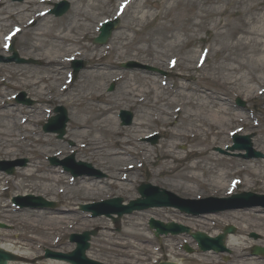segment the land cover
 <instances>
[{
  "label": "rangeland",
  "instance_id": "obj_1",
  "mask_svg": "<svg viewBox=\"0 0 264 264\" xmlns=\"http://www.w3.org/2000/svg\"><path fill=\"white\" fill-rule=\"evenodd\" d=\"M70 3L69 10L62 15L61 17H54L52 15H46L42 19L36 20L34 23L29 24L26 22L27 16L31 14H37L41 11L42 8L46 9L48 5H52V3H45L44 5L38 4L37 0H24L23 2H12L9 1L7 7L12 10L15 15L9 18L4 22V28L0 30V34L6 33V30H9L11 26H19L25 27L24 30H28L27 33L21 32L16 37L12 39L14 47L17 49L18 54L24 58H32L39 60L41 65H31V64H16V63H0V80H4V82L0 83V102L6 100L5 107L10 110V117L8 118L9 122L12 120L18 121L19 117H28L25 125L30 129L25 133L28 135L27 139H20L17 145L13 146L12 153L6 154L4 151H0V160L4 161H17V160H25V164L23 166H15V171L13 175L6 174L5 172L0 171V175L4 177L3 181L0 180V222L5 223L7 225L12 226V229H0V246L9 249L11 251H16L18 253H25L28 256H24L27 258H33L34 256H38L41 254L42 250L46 247H49L54 250L59 251H69L73 249L74 244H71L68 241V235L73 232H81L83 230L99 227L100 230L98 234L90 240V247L88 250V256L93 258L94 260L102 261L106 264H156L159 261H175L178 264H199L196 260L197 257L205 255V253L199 252L196 247L195 242L187 237V235H178V236H162L156 239L147 226V218L153 216L154 218L160 219L162 221H170L175 220L182 224L188 225L192 228V230H202L206 233L213 235L217 234L218 231L226 224H232L236 226V234L237 236H242L246 239L247 248L242 252L241 255H244L246 259H242L240 257H236L233 255L232 250L226 246L230 251L229 253L219 254V260L222 261V264H262L264 262V257L258 256V258H254L252 260L249 259L251 254V247L253 245L261 246L264 243V221L263 220H254V219H243L242 216L243 211H238V215L235 217L229 218L227 215L229 212H222L218 214H210L205 217V219H196L192 217H187L184 214H180L175 208H151L144 211L134 212L129 215H124L120 219V230L115 231L114 223H112L111 219L105 216H100L97 218H90L87 214L83 213L79 209V205L82 203L88 202H97L99 200H103L105 198H110L114 196H121L124 199V202H128L131 199H134L138 196L137 187L141 182H149L152 185L160 186L161 188L170 190L173 194H177L183 198H203L204 196H227L229 194V190L233 192H241V191H250L255 193H264V186L261 185L260 181H256V179L251 176L249 177V173L247 172H239L237 174H228L230 171H235L240 169L241 167L249 168L253 167L257 170H264V158H254V159H243L238 157L237 153L239 151H234L230 154H223L225 159L223 161L217 162L214 165L216 166L217 173H226L227 176L224 179V185L221 187V190L218 191L219 187L215 186L212 183L210 178L204 174L202 168L197 169H186V165H193V163L202 161H207L206 158L210 153L220 156L222 153L219 151L226 144L229 143L230 135L229 132L233 129L238 131L240 135H251L252 146L255 150H258L264 153V93L262 95L254 96L246 100L245 94L247 91L243 90L239 92L237 89H219L217 84L212 81L211 77L216 75L215 71H210L213 69L218 62H221V57L224 55H229V57H236V51L229 48L227 51H220V47H223L224 44H230V40L228 41L224 36H215V31H213V24H209L208 28L198 30L196 27L191 29L190 27V17L197 10L198 3H191L190 0H148L147 3H144V0H134V3L140 5V7L133 6L128 9V11L124 12L119 18V23L117 24L116 29L113 31L111 37L108 39L107 44L115 46V39L117 36L122 35L124 39L116 40V42L120 41L125 44L131 42L127 51L126 48L120 49L122 52L121 55H118L112 50L106 56L99 59L96 57L94 62L98 66L96 68H89V57L90 54L98 52L102 46L95 45L92 43V39L97 35L96 34V22L101 21L103 18L111 17L117 12L118 8L116 4H122L123 0L119 2L118 0H107L110 2L105 5L102 4V1H99L96 5V8L92 11H89L92 18L90 24V28L86 32L87 34L84 36V39L81 41V45L83 47V52L87 54V58L84 55L77 57L78 59L84 62V67L78 72L76 76H74L73 81L70 84L71 87V95L76 92H79L81 85L79 84L85 80L86 75L89 73L100 74V79L98 80L97 85H101L102 92L107 95L111 101L112 106V118L115 122V128L122 129L121 136L130 137V127L132 124L128 126H121L119 118L117 116L118 111L120 109L130 110L133 112V121H135L144 115L147 112H151V107L153 103V91L154 89L148 90L149 87H160L163 88L160 84L162 81H166L167 86L169 88V95H172L171 90H177L178 84H188L192 87H204L206 89L217 90L222 93L225 106L228 108L229 112L234 115L236 114L241 120L232 121L233 123L228 122L229 128L226 132V135L229 136V139L226 142H219L215 144H210L208 146L204 145L203 147L196 144V141L190 139V137H183L178 140H173L167 136V128L169 126H163L161 123L157 121H153L150 125H146L144 127H138L137 129L144 131V135L140 136L136 142L140 144L146 145L152 149H155V152L151 154V156L147 157L145 160H142L140 155L133 156L128 153L122 155L125 159L120 164L112 165L110 169L108 166L100 163V159L96 156L90 155L87 149L78 150L77 144H79L82 138L78 134H72L76 131H73L71 126L69 125L70 119L76 117L74 115V108L70 106L69 100L66 99V96L63 94L58 95V91L56 90L60 83L64 80V74L67 70H72L71 67H65L60 70V74H52V69L48 64V59L46 55L48 54L49 43L46 42L44 45L37 47L35 44L36 39L32 37V34L45 26L47 22L49 25H54L55 29L60 27H65L70 20V14L74 6H77V0H68ZM142 4L144 5L143 11L146 12L145 18H142L139 22L136 23L134 20V16H140V9ZM80 5V3H79ZM78 5V6H79ZM44 6V7H43ZM222 7V6H221ZM24 9V10H22ZM222 19L232 20L235 22V16L228 17L225 13L221 17ZM231 22V23H232ZM3 24V23H2ZM10 24V26H9ZM132 26V27H131ZM229 26L225 28H219V30H227ZM194 33H193V32ZM32 38V39H31ZM163 38V40L161 39ZM181 39L183 43L176 44L173 47V43L178 42V39ZM234 42V40H232ZM150 43V46L153 48L152 52L146 55H137L134 48L145 47L147 43ZM156 43V47L153 43ZM39 43V42H38ZM4 45V44H3ZM99 46V47H98ZM204 46L212 47L211 52L209 54V58L202 68H197L195 62H192L193 55H196L199 50L204 49ZM155 49V51H154ZM261 52H255L251 55V61L248 62L247 67L244 68L241 74H245L246 77L249 78L250 75L261 77L264 73V61L261 60L262 54L264 55V47H261ZM125 51L127 53L125 54ZM112 52V54H111ZM242 53V52H241ZM6 55L5 48L1 47L0 40V55ZM239 54V52H238ZM68 55V54H67ZM240 55V54H239ZM177 59V63L175 67L170 70L167 77H163L160 73H156L153 71H147L145 69L134 68L132 70H125L120 67L121 62H125L128 60H135L140 63H144L146 65H150L153 68L163 69L168 71V64L171 59ZM196 59V58H195ZM238 60H243L241 56ZM89 61V62H88ZM246 61V60H245ZM113 63L111 69L109 67L102 66L101 64H109ZM100 66V67H99ZM95 70V71H94ZM94 71V72H93ZM11 72H23L28 76H43L44 79H48V76L54 77L56 80L55 83H52L51 80H44L38 86V88H33L29 85H26L24 82L26 80L22 76H13ZM71 72V71H70ZM228 74L226 77H228ZM85 76V77H84ZM89 76V75H88ZM126 76L128 81H126ZM188 77L189 80H185ZM217 77V75L215 76ZM60 79V81H59ZM70 80L69 78H67ZM133 81L131 82V80ZM124 81V82H123ZM262 82V84H261ZM102 83H104L102 85ZM113 83V90H109L110 84ZM128 84H133L137 87L138 90L134 92L135 95L128 94L127 92L129 87L126 86ZM54 88L51 90L50 87ZM248 87H253L254 90L261 89L264 86V75L262 79H258L256 81H250L246 84ZM46 87V89L41 90ZM99 87V86H98ZM24 91L26 93V97L33 100V103L30 106H22L14 102L12 96L16 91ZM235 90V91H234ZM139 91V92H138ZM179 91V89H178ZM60 93V92H59ZM143 93V95H142ZM187 93L190 92L187 91ZM42 94L44 96L43 101H39V98ZM145 96L144 102H139V96ZM173 95H175L173 93ZM236 98H240L241 101H244V106L239 107L236 105ZM148 103V107L145 106V103ZM63 105L66 110H68V118L66 125V134L64 139H56L55 135L51 133H44L41 129L42 124L47 121L49 115H53V112H49L48 110L52 109L55 105ZM105 105V104H104ZM107 105V104H106ZM25 107L24 110L19 111L15 110V108ZM34 108H39L40 120L38 119L36 114L33 113ZM186 112H190V105H187L183 110L173 112L172 115L175 116L170 118V121L173 123L172 125L180 126L182 123L185 125L186 118L184 114ZM37 118V119H36ZM4 120H2V123ZM172 128V127H171ZM154 134L158 133L159 138L155 144H151L145 137L146 134ZM24 134V133H22ZM189 134V132L187 133ZM100 135V134H95ZM68 136V137H67ZM50 139L48 145L38 144L34 142L35 139ZM120 138V137H118ZM201 138L203 136L201 135ZM102 139L105 142L112 143L115 137L111 135L102 136ZM121 139V138H120ZM147 140V141H146ZM85 142V141H84ZM173 142L175 143L174 150L177 151L183 159L174 161L171 166V169L165 168L162 163L165 159L161 156L160 148L165 147V143ZM166 143V144H167ZM128 146L126 145V148ZM36 148V151H43L44 153L41 155L40 163L44 166V168H50L49 163L47 162V156L51 154H55L56 152H61L59 158L67 157L72 152H74V159L81 160L85 162H89L92 166L100 171H102L105 175L104 178H100L94 180L93 183L97 185V189L91 191H85L82 187H80L79 180L80 178H76L73 183L68 182L69 174L64 173L62 175V180L57 184L48 183L47 188L48 191H43L42 185L37 181H31L28 186H33L32 190L27 191L28 189H23L22 191H18L16 183H19L20 178H17V172L19 170H23L28 166V162L30 161V154H35L36 152L31 151ZM26 149L31 152L27 153ZM204 149L206 153L202 155H191V150H199ZM72 151V152H71ZM187 154V155H186ZM185 156V157H184ZM37 159H34L36 161ZM37 160V161H38ZM131 162L134 167L131 169L130 173H134L132 176V181L127 182L119 180V175H117L118 169L121 168L122 163ZM210 163L209 161H207ZM214 163V161H213ZM109 165V164H108ZM174 167V168H173ZM62 168L58 166L59 169ZM194 173V175L205 181V184H199L195 181H188L184 178V176ZM131 177V176H130ZM242 180V184H237L236 186H230V182L232 180ZM251 178L252 181L247 180ZM254 179V181H253ZM7 180V181H6ZM14 181V182H13ZM114 182L117 186L110 184V182ZM249 181V183H248ZM212 183V184H211ZM44 185L46 182L43 183ZM244 184H248L250 187L245 188ZM228 185L230 189H228ZM6 188V190H2ZM64 188L62 193L58 192L59 189ZM35 189V191H34ZM34 194L41 195L42 197L53 200L58 203V207L66 208L70 206L75 210L72 212L66 213V218L62 222H57L54 224L55 216L51 213L53 211L49 210H33L29 208H23L20 210H13L11 204V198L20 193L24 194ZM260 209L262 207H253V209ZM252 209V208H251ZM31 216H30V215ZM39 217L41 223L39 225L38 230H33L21 225V223L29 218L36 220ZM200 220V221H199ZM45 224H49L50 230L42 232ZM136 231L141 232L142 237L144 239H148L150 241L143 242L142 245L145 246L142 250H135V256L137 255L139 258L131 261H121L116 262L115 252H112V248L105 243L108 240L110 243H114V241H130L127 233L128 229L133 227ZM251 225L249 230H243V227ZM2 231V232H1ZM255 232L257 233V238H252L248 233ZM31 237L36 238L34 241L31 240ZM99 239V240H98ZM132 241L137 242L134 238H131ZM15 241L19 242V244L14 243ZM187 243L191 248L194 249L193 253L187 254L183 251L182 244ZM226 243V242H225ZM106 246L107 248L105 249ZM213 255H217L214 254ZM207 257V256H204ZM210 258V257H208ZM9 264H24L20 262H10ZM37 264H65L63 262H56L52 260H43L38 262Z\"/></svg>",
  "mask_w": 264,
  "mask_h": 264
},
{
  "label": "bare ground",
  "instance_id": "obj_2",
  "mask_svg": "<svg viewBox=\"0 0 264 264\" xmlns=\"http://www.w3.org/2000/svg\"><path fill=\"white\" fill-rule=\"evenodd\" d=\"M99 1H102L103 5H108V3H110L107 2V0H77V4L79 5L80 3V5L74 6L72 13L69 15L70 20L65 27L55 29L54 25H49L46 22L43 28L32 34V37L36 39L37 43L35 45L37 47L44 45L46 42H50L49 48L47 49L48 54L46 55V58L48 59L50 68L53 70L52 74H60V70L68 65L67 63L61 62V59H63L64 56H66L68 53H79L80 50L83 49L81 45L82 34L84 35V33L90 28L89 22H91L92 18L89 11L95 9ZM147 2L148 0H144V3ZM190 2L198 3L197 10L192 14L189 20L191 29L193 27H196L198 30L206 29L208 28V25L212 23L213 31H215L216 37L224 36V38H226L228 41L230 40V44H224L223 47H220V51L224 52L229 50L230 48V50H235L237 54L234 58L229 57V55L227 54L221 57V62H218V64L213 67V69H210V71H215V74L217 75V77H215L216 75H213V77H211L212 81L217 84L219 89L228 90L229 88L230 90H240L239 92L243 90L247 91L248 93L245 94L246 100H249V98L251 97L258 96V89L254 90L253 87H248L246 86V84L250 81L262 79L264 73L261 77L250 75L248 78L245 74H241L240 72H242L244 68L247 67L248 62L251 61L252 53L258 51L261 52L260 48L264 47V0H190ZM7 4L8 2H6V0H0V30L4 28L3 26H8L5 25L4 22L15 15V13L10 10L9 7H7ZM133 4L135 7H140L139 4L132 1L128 3V8L126 10H128L130 6L132 7ZM143 7L144 5L142 4L139 13L140 16H134V20L136 21V23L146 16V12L142 10ZM224 13L228 17L235 16V22H232V20H228L227 18L226 20L222 19L221 17ZM27 18L32 17L31 15H28ZM227 26H229V29L221 31L219 30V28H225ZM22 31L25 33L28 32V30L26 31L24 29ZM22 31H20L19 33H21ZM19 33H17L15 36H17ZM3 34H0V39L2 38ZM122 39H124L122 35L117 36L115 39V46L111 45L108 49L102 47L98 49V52L96 51L95 53L90 54V56H88L90 58L89 68H96V66L98 65L96 64V62H94V59L96 57L101 59L102 57L109 54L111 50L118 55L122 54L120 49L126 48L127 51H130L128 49V46H130L131 42L125 44L121 43L120 41L116 42V40ZM161 39L163 40V38ZM232 40H234V42ZM180 43L183 42L179 38L178 42L173 43V47L176 46V44L178 45ZM153 44L155 45V47L157 46L155 42ZM134 50L135 52H137V55L141 54L145 56L146 53L149 54L150 52H152L153 48L148 42L145 47H135ZM211 50L212 49L210 48L209 52H211ZM127 51H125V54L127 53ZM238 52L240 55L238 54ZM82 55L87 58L86 53H82ZM203 56L206 57L207 53ZM240 56L241 58H243V60L241 61L238 60ZM195 58L196 55H193L192 62H195ZM260 59L264 61L263 54ZM101 65L105 67L107 66L109 67L108 69H111L113 63ZM202 67L203 65L200 68ZM12 73L13 76L24 77V79L26 80V82L24 83L31 86L32 89L38 88V86L43 82L44 79L43 76H28L23 72H11V74ZM228 74L230 75L226 77ZM88 75H86L87 77L84 76L85 80L79 84V86L81 85V88H79L80 91L74 93L73 95L70 94V86H68V88L66 89L65 87L64 89L62 88L63 85H60L58 87H60L59 91H64L61 94H64L66 96V99L69 100L70 106L74 108V115L76 117L70 119L71 121L69 125L71 126L73 131H76L72 134H78L83 140L79 144H77L78 150L87 149L89 152V156H96L100 159V163L108 166L110 169L112 168L111 164L117 165L125 160L122 157V155L125 153L136 157L137 155H140L141 159L144 160L147 157L151 156L153 152H155V149L136 142V140L140 136L144 135V131L137 128L150 125L153 121H157L163 126H169L166 130L168 134L167 136H169V138L178 140L187 136L190 137V139L195 140L197 145L203 147L204 145L208 146L210 144L226 142V132L230 125L228 122L233 123L232 121L241 120L236 114L232 115L229 112L228 108L225 106V103L222 102L224 101L222 93L217 90H213L211 88L206 89L201 86L192 87L191 85L189 86L188 84L181 83L178 84L177 90H171L172 95H169V89H172V87L169 88L167 86V83H164V85L162 86L163 88H160L159 86H153V88L149 87L148 90L145 91L148 92L151 89L155 90L153 91L154 100L152 105H150L151 112L145 113L144 115L139 117L135 121V123H132V125L129 126L131 131L130 137L126 135L125 137H122V129L115 128V122L112 118L113 116L111 104L113 102L107 95L102 92L100 88L101 85H97L101 75L96 73H89ZM48 78L52 83H55L56 80L54 79V77L48 76ZM185 80H189V78L186 77ZM126 81H128L127 76ZM132 81L133 79L131 80V82ZM103 84L104 83H102V85ZM126 87H129L128 92L126 93L127 96L131 93L135 95L134 92L138 90V86L135 87L133 84H128ZM53 88V86L50 87L51 90ZM43 89H46V87L42 88L41 90ZM187 91L190 92V95L189 93H187ZM173 93L175 95H173ZM43 95L45 94H42L40 96L39 101L44 100ZM142 95L139 96V102L145 101V96ZM187 105H190V112H186L184 114V117L186 118L185 125H183V123L180 126L172 125L173 123L170 121V118L173 117L172 109H177L180 111L183 110ZM145 106L148 107L147 102L145 103ZM24 109L25 107H22L21 109L15 108L16 111H22ZM10 110L13 111L14 109L12 108ZM10 110L5 107L4 103H0V151H4L6 154L12 153V147L17 145L19 141H21L22 139H27L28 135H26L25 133L30 130L27 127V124L25 125L27 118H23L20 116L18 121L12 120L11 122H9L8 118L10 117ZM39 112V108L33 109V113L36 114V117L38 118H36L37 122L40 120V116H38ZM2 120H4V123H2ZM188 132L189 134H187ZM95 134L100 135L97 136ZM106 134L115 137L112 143L105 142L100 139L102 136H106ZM201 135L203 136V138H201ZM118 137H120L121 139ZM34 142L35 144L40 143L46 146L49 144L50 139L47 140L38 138L35 139ZM166 143L164 145L165 147L160 148L161 156L165 159L162 165L165 168L171 169V164L176 160L183 159V157H181L180 154L174 150L176 146L175 143ZM126 145L128 146L127 148ZM36 150V148H34L33 150L31 149V151H34L36 153L30 154L29 152L31 151L29 149H26V152L30 155V161L28 162V166L25 169L19 170L17 172L16 177L20 178L19 183H16L18 184V191H22L23 189H28L27 191L32 190L31 188L34 187L30 185L28 186V184L34 180L42 185L43 191H48V188L46 186L48 185V183L57 184L62 180V175L64 174L63 171H61L60 169L57 170L55 168H44V166L41 165L39 161L41 155L44 152ZM226 150L229 153H233V151L231 150ZM190 152L191 155H202L203 153H206L204 149L191 150ZM206 154H208L206 160L210 163H208L207 161H198L193 163V165H186L185 170L202 168L204 174L207 173L206 176L210 178L209 180H211L212 183L215 184V186L219 187V189L217 190L220 191L221 187L224 185L223 182L227 176L226 173L228 172L217 173L216 166L214 164L223 161L225 159V156L221 154L217 157L216 155L210 153ZM34 159L39 160L34 161ZM132 167L134 166L130 161L126 162L125 164L122 163L121 168L118 169L119 173L117 174L120 177L119 180H126L127 182L132 181L131 178L132 176H134V173H128L131 171V169H133ZM239 172L249 173V177L253 176L256 181H260L261 185L264 186V170H257L253 167H241L238 170L230 171L228 174H237ZM184 178L188 181H195L202 185L205 184V181L194 175V173H190L184 176ZM3 179L4 177L0 175V180L3 181ZM94 180L97 179H94L92 177H81L78 183H80V187L89 192L91 190L97 189V185L93 183ZM247 180L252 181L251 178H248ZM44 182H46L45 185L43 184ZM242 182L239 181L238 183L242 184ZM110 184L111 186H117V184L112 181L110 182ZM244 185L245 188L250 187L248 184ZM60 209L61 210L51 212L55 216L54 224H56L58 221L62 222L66 218L65 215L67 212L70 213L75 210L74 208H71L67 205L65 209L64 207ZM238 211L240 210L235 209L233 211H230L229 214L233 215L227 216L229 218L235 217L236 215H234V213L237 214ZM242 211L243 213L240 217L243 219L264 221V212L262 211V209L246 208ZM205 217L207 216L200 215L199 217H196V219H205ZM40 223L41 220H39V217H37L36 220L29 218L28 220L23 221L21 225L33 230H38L40 228ZM45 225L46 226L43 227L42 232L51 229L49 227V224ZM250 227L251 225H247L243 227V230H249ZM127 235L131 238H134V240H137L138 243L132 241L131 238H129L130 241H114V243H110L108 240L105 241V243H107V245L112 248V252H115L116 262H125L138 259L139 257L137 255L135 256V250L140 251L144 249L145 246L142 245L143 242L150 241L146 238L144 239L141 232L134 229V225L133 227L128 229ZM215 235L216 234H213L212 236ZM35 239L36 238L31 237L32 241H34ZM226 240L227 245L232 250L234 256L246 259L244 255H241L242 252L247 248V242L244 237L237 236V234H229ZM14 243L19 244V242L17 241H15ZM104 247L105 249L107 248L106 246ZM18 254H21L22 256H28L25 253ZM254 258L258 257H249L250 260ZM196 261L199 264L223 263L219 260V257L217 255H213L211 251L205 252V255L199 256V258L197 257ZM262 264H264V262H262Z\"/></svg>",
  "mask_w": 264,
  "mask_h": 264
},
{
  "label": "water",
  "instance_id": "obj_3",
  "mask_svg": "<svg viewBox=\"0 0 264 264\" xmlns=\"http://www.w3.org/2000/svg\"><path fill=\"white\" fill-rule=\"evenodd\" d=\"M67 5H64L60 10L56 11V15H61L66 9ZM113 28V24H108V27L106 25L105 28L102 29V32L100 36L97 38V42H104L107 39V35H109L111 29ZM11 59H18V56L16 52H14V55ZM20 62H23V60L18 59ZM133 65L132 63L128 64ZM78 70V67H75V72ZM56 110H61V116H57L52 118L50 121V124L46 126V130H50V126L54 125L55 128H53V131H56L59 133V137L62 136L64 133V127H65V122H66V112L61 108V109H56ZM131 114L129 112H124L122 115L123 123L124 124H129L130 119H131ZM80 163H78L79 165ZM88 166V165H87ZM9 172H12L13 169H9ZM72 173L74 175L79 174L77 171H73ZM139 193L142 195V198H138L135 201H131L127 206H121V198H116L112 199L109 201H105L104 204L108 206L106 211L104 212L106 215H109L110 212H116L118 216L120 217L123 213L125 212H131L133 209H143L151 206H175L179 207L183 211L186 212H191L190 208L186 207L184 203L185 201H182L180 199H177L176 197H173V194L168 193L166 191H159L157 188L150 187L149 185H142L139 188ZM248 196L246 193L241 194L240 196ZM145 196V198H143ZM28 199H31L33 202H36V204L41 205H47L49 203L45 202L42 198H35L33 196H28ZM84 209H90L89 206H85ZM102 212H94V215L100 214ZM117 219H115L116 221ZM151 227H156L158 233H177V232H182V231H188L189 230L185 227L177 226L176 224L173 223H168V224H163L158 221H153L151 220L150 222ZM234 228L231 226L229 228H226L224 231V234L219 235L217 238H211L209 236H206L205 233L202 232H196L192 234V236L198 241L199 247H201L202 250H207V249H222V239L224 238V235L227 234V232H233ZM95 234L96 230L90 231V232H83L82 234L78 235H71V240L76 241L77 247L74 250V252H70L68 254H63V253H57L53 252L50 250H46V255L45 257H52L56 259H62L70 262L71 264H102L99 262H94L93 260H90L86 257L85 255V250L89 247L88 240L90 238V234ZM188 249V248H187ZM253 253L255 254H264V248L260 247H255L253 250ZM18 257L14 256L13 254L3 250L0 248V264H6L7 260H17ZM161 264H175L171 262H165Z\"/></svg>",
  "mask_w": 264,
  "mask_h": 264
}]
</instances>
